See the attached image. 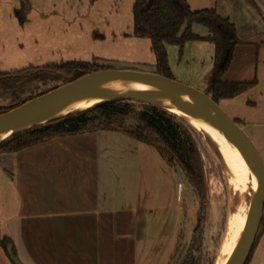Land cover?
I'll list each match as a JSON object with an SVG mask.
<instances>
[{
    "label": "crops",
    "instance_id": "obj_1",
    "mask_svg": "<svg viewBox=\"0 0 264 264\" xmlns=\"http://www.w3.org/2000/svg\"><path fill=\"white\" fill-rule=\"evenodd\" d=\"M262 45L240 40L223 75L255 81L244 101L260 127ZM0 156L20 199L17 209L0 199V264H14L12 254L23 264H172L188 204L178 170L154 146L94 130Z\"/></svg>",
    "mask_w": 264,
    "mask_h": 264
},
{
    "label": "rangeland",
    "instance_id": "obj_2",
    "mask_svg": "<svg viewBox=\"0 0 264 264\" xmlns=\"http://www.w3.org/2000/svg\"><path fill=\"white\" fill-rule=\"evenodd\" d=\"M187 1L192 10L215 8L229 18L239 40H264V0ZM133 3L134 0H0V107L19 106L64 84L62 76L45 70L51 64L95 60L112 69L157 73L150 39L132 35ZM192 30L200 35L208 33L199 24H194ZM166 50L172 79L206 92L214 64V44L194 40L183 46L167 44ZM259 56L261 63L263 45ZM28 68L37 71L15 77ZM246 96L243 92L233 99L221 100L219 105L253 140L264 163V127L250 125L249 122L258 120L259 111L245 103ZM139 102L134 104L135 108L143 109ZM197 134L209 191L205 249L210 250L209 256L215 257L218 264L238 186L230 164L222 161L207 138ZM1 160L0 156V163ZM178 173L184 184L182 198L188 206L185 230L180 231L172 264L189 244L199 209L196 193L179 169ZM0 199L16 209L20 205L10 176L1 165ZM257 235V247L249 264H264V224H260Z\"/></svg>",
    "mask_w": 264,
    "mask_h": 264
},
{
    "label": "trees",
    "instance_id": "obj_3",
    "mask_svg": "<svg viewBox=\"0 0 264 264\" xmlns=\"http://www.w3.org/2000/svg\"><path fill=\"white\" fill-rule=\"evenodd\" d=\"M132 13V35L150 39L156 55L157 73L172 78L168 66L167 44L183 46L188 41H210L214 44V64L206 92L213 100L219 104L221 100L234 98L254 85L255 81L223 80L232 61L234 47L240 40L235 25L215 8L192 10L187 0H134ZM194 24L203 26L207 35L194 32ZM108 68L110 67L94 60L51 64L45 70L62 76L66 83L88 72ZM35 71L37 70L34 68H28L19 71L21 74L15 77ZM136 102L138 101L119 100L105 103L15 134L0 143V155H9L58 137L94 130H119L129 137L154 146L170 167L183 173L199 200L196 226L188 246L175 264H215L216 258H211L208 254L210 250L205 249L209 191L197 131L172 112L143 102L139 103L144 108L138 109L134 106ZM17 106L0 107V113ZM263 224L264 211L261 220V225ZM258 235L246 264L251 262L254 255ZM219 245L220 243L217 249Z\"/></svg>",
    "mask_w": 264,
    "mask_h": 264
},
{
    "label": "water",
    "instance_id": "obj_4",
    "mask_svg": "<svg viewBox=\"0 0 264 264\" xmlns=\"http://www.w3.org/2000/svg\"><path fill=\"white\" fill-rule=\"evenodd\" d=\"M119 100L148 103L182 120L190 117L205 122L241 150L254 173L256 188L240 238L225 264H246L264 211V163L253 140L205 91L154 72L112 68L91 71L0 113V143L53 120ZM12 261L23 264L13 254Z\"/></svg>",
    "mask_w": 264,
    "mask_h": 264
},
{
    "label": "bare ground",
    "instance_id": "obj_5",
    "mask_svg": "<svg viewBox=\"0 0 264 264\" xmlns=\"http://www.w3.org/2000/svg\"><path fill=\"white\" fill-rule=\"evenodd\" d=\"M132 87L144 88L142 85H132ZM80 106L84 107L86 104ZM186 120L211 142L222 161L230 164L237 180L238 191L235 192L232 200L230 228L218 260V264H225L233 252L246 223L250 202L256 188V179L244 154L224 134L200 120L190 117H186Z\"/></svg>",
    "mask_w": 264,
    "mask_h": 264
}]
</instances>
